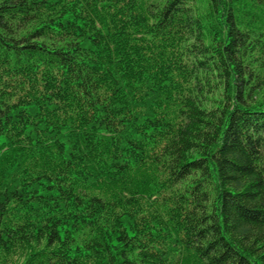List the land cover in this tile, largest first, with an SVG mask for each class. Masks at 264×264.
Masks as SVG:
<instances>
[{
	"label": "trees",
	"instance_id": "obj_1",
	"mask_svg": "<svg viewBox=\"0 0 264 264\" xmlns=\"http://www.w3.org/2000/svg\"><path fill=\"white\" fill-rule=\"evenodd\" d=\"M0 264H264V0H0Z\"/></svg>",
	"mask_w": 264,
	"mask_h": 264
},
{
	"label": "rangeland",
	"instance_id": "obj_2",
	"mask_svg": "<svg viewBox=\"0 0 264 264\" xmlns=\"http://www.w3.org/2000/svg\"><path fill=\"white\" fill-rule=\"evenodd\" d=\"M23 260L20 261V263L22 262Z\"/></svg>",
	"mask_w": 264,
	"mask_h": 264
}]
</instances>
